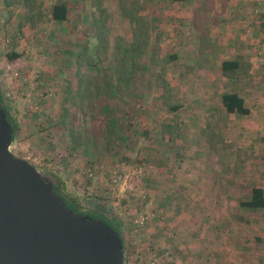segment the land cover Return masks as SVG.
Instances as JSON below:
<instances>
[{"label":"crops","instance_id":"obj_1","mask_svg":"<svg viewBox=\"0 0 264 264\" xmlns=\"http://www.w3.org/2000/svg\"><path fill=\"white\" fill-rule=\"evenodd\" d=\"M47 1L51 16L54 4H65L69 13L70 2L74 0H43ZM148 1L139 0L140 3ZM152 1L157 10L151 15L162 20L150 22L148 19L143 29L164 32L159 39L166 48L159 56L164 63L163 73L150 81V88L147 80L142 86L143 78L135 79L138 74L135 72L122 88L117 87L116 81L113 89L116 117L106 118L108 124L102 137L96 131L97 126L86 124V134L77 136L72 124V104L66 96H60L56 88L58 78L54 63L36 60L32 49L22 45L2 49L0 56L5 61H0V89L8 97L15 115L29 116L32 112L42 115V123L37 127L39 132L33 130L27 139L37 142V136L40 139L43 132H48L42 131L46 127L54 129V135H62L66 146L76 150L84 146L83 158L88 161L84 171L91 167L95 177L86 179L83 192L90 198L101 197L113 212L116 209L112 204L116 193H111L116 190L111 181L113 171L117 168L116 173H123L134 169L137 163L130 169L123 167L126 161L115 154L106 156L103 148L107 141L102 140L111 135L123 154L142 158L147 177H143L139 188L145 194L142 197L137 194L127 205H134L144 213L135 218H150L147 233H160L161 239L170 244L168 248L190 254L188 263L264 264L261 214L264 208L240 205V201L250 199L253 186L264 190V0ZM120 2L117 7L121 11L124 5ZM11 4L10 0H0V33L3 32L0 39L16 25L26 28L18 17L20 12ZM100 7L109 13L103 0ZM112 11L116 13V3ZM134 13H144L151 19L145 11ZM129 23L135 30L134 23ZM153 41L152 37L148 40V47H152ZM11 51L21 55L10 60L6 54ZM147 59L153 60L151 55H147ZM223 61L232 62L234 69L223 71ZM10 74L20 76H12L15 80L11 83ZM70 90L68 88L67 93ZM231 92L243 99L249 110L247 114L226 111L222 96ZM138 98L143 100V110L135 107L134 115L139 122L133 123L119 112L121 108L131 110L134 99ZM113 119L116 126L112 124ZM218 131H225V152L221 155L225 162L222 164L210 161L218 155L214 134ZM20 135L22 132L18 131L14 142L19 141ZM136 143L141 148L133 152L131 149ZM232 144L241 150L233 152ZM108 157H111L110 163ZM93 160L95 164L89 162ZM218 175L228 181L219 183ZM234 175L246 178L233 185ZM243 189L241 207L234 210V198H238L237 192ZM256 213L259 217L253 216ZM159 218H165L167 225L161 224ZM185 228L191 230L189 234L182 233Z\"/></svg>","mask_w":264,"mask_h":264},{"label":"rangeland","instance_id":"obj_2","mask_svg":"<svg viewBox=\"0 0 264 264\" xmlns=\"http://www.w3.org/2000/svg\"><path fill=\"white\" fill-rule=\"evenodd\" d=\"M10 2L13 8L20 12L18 17L21 18L20 22H23L22 27L26 26V28L20 29L18 28L19 25H16L13 30L8 31L7 36H3L0 39V55L4 50L13 49V47L22 45L28 49H32V55L36 57V60H42L43 62L48 60L54 63L58 78L56 88L61 93L60 96H66L68 98L67 101H70L72 104V124L77 136L81 137L86 134V124V126H97L96 131L102 137L103 130L105 131V128H107L105 125L108 124L106 118L111 116L116 117V92L113 89L116 88L115 68L117 57L121 56L118 54V47L124 46L128 42H134L135 35L140 37V26L143 27L146 23H149L148 19L150 22H159L162 20V18L158 19L159 16L155 17V14L151 15L157 10L152 5L153 1L149 0L148 3H140L139 0H123V2L122 0L121 2L120 0H103L109 13L102 15L98 7L102 4V0H74L69 5V18L62 23L52 21L49 15L50 3L48 1L44 3L43 0H35L34 6L26 0H10ZM117 2L124 5L121 11L118 10ZM114 3H116V13L112 11ZM92 7H97V9H92ZM152 7H154L153 11L151 10ZM134 11H140L142 13L145 11L150 15L151 19L149 16L143 15L144 13L137 15ZM129 22L134 23L135 30H133V24ZM102 26L105 29L101 35L103 39L100 40L98 34L102 30ZM4 33L6 32L4 31ZM163 33L160 31H148V40L151 37L154 40L151 44L152 47H148L147 40L146 45L142 44L143 48L141 52L136 53L135 51L133 54V60H135L134 72L138 73L135 79L138 81L143 78L142 86L145 85L147 80V86L150 88V81L160 78V74L163 73L162 66L164 63L161 62V57H159L160 54H164L166 51V48H163L159 42L160 36H163ZM85 46L86 48H84ZM147 49L148 52H146ZM114 53H116V58ZM147 55H151L153 60L149 61L150 57H148L149 59L146 61L145 58ZM73 57H76L75 61ZM1 59L0 56V61ZM2 61L5 60L2 59ZM10 75L8 76V80L11 83L15 80L12 76H20V74L16 76ZM9 81L5 83L9 84ZM68 88L71 89L69 93H67ZM106 92L110 93V95H107ZM134 100L135 105L131 110H123L121 108L119 113L125 118L132 120L133 123H137L139 121L138 117L134 115V110L135 107L143 110V100L139 98ZM32 114L29 116L26 114L15 115L18 125L17 133L21 131L22 135H20L18 142L13 141L11 143L10 150L14 155L33 163L36 168L46 174L52 181L56 177L63 179L66 183L67 190L79 197L82 203L87 204L88 202L91 203L94 201L100 207L106 208L110 212L115 225L119 227L123 234V264H191L187 262L190 254H187V256L183 253H177V250L172 249L171 246L168 248L167 244L169 243L165 239H161L163 237L162 234L147 233L146 227L148 226V229H150V225L147 223L150 218H135L138 215L143 216L144 213L142 211L140 213L141 209L134 207V205H127L129 199L136 198L137 194L141 197L144 196L145 192L141 190V187L139 188V185L147 177L145 173L139 179H131V182L135 184L133 191L122 192L119 184L115 185L116 190H111V193L114 192L112 193L113 195L116 193L113 198L114 201L112 202L116 209L115 212L111 211L108 207L109 205L101 200V197L95 200L83 192V185L86 179L91 178L88 176L91 167L84 171L88 162L83 158L82 148L84 146L82 145V148L77 150L73 147L66 146L65 139L62 138V135H54L56 131L46 127L42 131L48 130V132H43L40 135V139L37 136V142L33 143L32 138H27L32 135L33 130L35 133L39 132L37 127L42 123V118H40L42 115L40 116L35 112H32ZM96 115L99 118H96ZM112 124L116 126V119L112 120ZM224 132H214L215 138L217 139L215 147L217 148L218 155L210 158V161L221 162V164L222 161L225 162L221 158V155L225 152L224 144H226L223 141ZM208 134H210V131L207 132ZM230 137L231 135L229 134L228 138ZM104 139L102 140L103 143L107 141L105 143L106 146L103 148L107 151H105L106 156L115 154V157L118 156L126 161L123 167L127 166L130 169L134 167V163H139L144 166L142 158H138L137 155H125L121 151V148L118 150L119 146H116V142L112 140L113 137L111 135L108 139L105 136ZM232 147L233 152L236 150L239 152L241 150L235 148V144H232ZM136 148L137 150L138 148L140 149L141 145L136 143L132 146L131 150L135 152ZM229 157L227 156L226 158ZM108 158H110L108 159L110 163L111 157ZM89 162L94 163L95 160ZM116 170L118 169L116 168ZM233 178V185H238L241 183V179L246 177L234 175ZM217 180L219 183H225L228 181V178L225 179L224 176L218 175ZM244 192V189L239 193L237 192L239 197L234 198V207H236L234 210L240 209L239 201L241 200L240 197L244 195ZM235 214L237 215L238 213L235 212ZM261 214L262 218H264V212ZM253 216L259 217L258 213ZM158 221L161 224L167 225L165 218H159ZM190 231L188 228H185L182 233L187 232L189 234ZM190 260L192 261L193 258ZM192 264L195 263L193 262Z\"/></svg>","mask_w":264,"mask_h":264},{"label":"water","instance_id":"obj_3","mask_svg":"<svg viewBox=\"0 0 264 264\" xmlns=\"http://www.w3.org/2000/svg\"><path fill=\"white\" fill-rule=\"evenodd\" d=\"M11 137L0 103V264H123L120 233L69 208L46 174L13 154Z\"/></svg>","mask_w":264,"mask_h":264},{"label":"trees","instance_id":"obj_4","mask_svg":"<svg viewBox=\"0 0 264 264\" xmlns=\"http://www.w3.org/2000/svg\"><path fill=\"white\" fill-rule=\"evenodd\" d=\"M26 1L31 2L32 6H34L35 0H26ZM98 7L100 8L101 14L105 15L106 12L104 11V9H102L100 6ZM67 16H68V9L65 4L58 3L53 5L50 16L51 19L60 22L66 20ZM104 29L105 27L103 28L102 26V30H100L98 34L100 40L103 39V36L101 37V35L103 34ZM140 31H141L140 37L135 35L134 42H128L126 45L118 47V54L121 55L117 57V64L115 68V79L117 81L118 88H122L123 86L129 83L130 79L134 74V68H135L134 66L135 60H133V54L135 51L136 53H140L143 48L142 44L146 45L148 38V31L144 30L142 26H140ZM84 48H86V46ZM81 54L83 53L81 52ZM20 55H21L20 53L14 51L8 52L6 54L7 58L10 60L16 59ZM79 56L81 55L79 54ZM114 56L116 58V53H114ZM79 62H80V57H79ZM234 67L235 66H233L232 62L229 61L222 62L223 71L232 70L234 69ZM222 102L227 112H237L241 114H247L249 112V110L244 106L243 99L239 97L237 93L231 92V93L223 94ZM0 103L1 106L6 111V116L8 121L12 125V137H11V143H12L15 140L18 125L15 118V112L10 106L7 96L4 94V92L1 89H0ZM52 184L55 193L59 195L66 203V205L69 208L73 209L74 212L88 214L95 218H100L104 220L108 225L113 227L116 231H118L122 238L123 250H124L123 234L119 229V227L115 225L113 221V217L106 208L100 207L99 204L94 201H92L91 203L88 202L87 204L82 203L79 200V197L70 193L69 190H67L65 181L59 177H56V179L52 181ZM240 205L244 207L264 208V190L261 187L253 186L251 189L250 199L240 201Z\"/></svg>","mask_w":264,"mask_h":264},{"label":"built area","instance_id":"obj_5","mask_svg":"<svg viewBox=\"0 0 264 264\" xmlns=\"http://www.w3.org/2000/svg\"><path fill=\"white\" fill-rule=\"evenodd\" d=\"M144 175V167L141 164H137L134 169L130 171H124L123 173H113L111 177V181L114 185L119 184L122 192L133 191L135 188V184L131 182V179H139ZM88 176L91 178L95 177L94 169H90L88 172ZM131 182H129L128 181ZM125 194V193H124ZM122 194V195H124Z\"/></svg>","mask_w":264,"mask_h":264}]
</instances>
